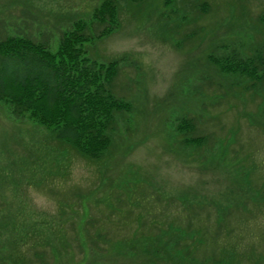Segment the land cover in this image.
Returning a JSON list of instances; mask_svg holds the SVG:
<instances>
[{
  "label": "rangeland",
  "instance_id": "1",
  "mask_svg": "<svg viewBox=\"0 0 264 264\" xmlns=\"http://www.w3.org/2000/svg\"><path fill=\"white\" fill-rule=\"evenodd\" d=\"M98 2L0 0V38L27 35L48 41L55 53L60 34L73 22L90 27ZM262 42L264 0H120L119 25L87 42L83 54L97 66L120 60L114 91L131 106L116 116L112 145L98 162L56 144L50 130L15 116L0 100V264H86L93 259L81 234L88 220L91 232L106 231L114 249L124 250L122 236L149 232L147 209H154V201L144 208L133 199L129 205L117 200L133 193L146 197L151 190L177 201L166 205L164 217L157 212L162 223L173 222L179 200L206 201L187 210L202 230L196 234L207 237L193 249L194 260L218 254L226 243L228 254H237L236 264H263L264 84L245 89L238 83L243 78L221 74L206 58L247 56ZM186 117L208 140L202 146L183 144L176 127ZM213 201L225 212L214 215ZM116 207L120 215L112 214ZM60 215L74 219V226L65 227L66 250L50 235ZM226 218L232 232L224 228L213 238L215 219ZM137 261L103 250L93 262Z\"/></svg>",
  "mask_w": 264,
  "mask_h": 264
},
{
  "label": "trees",
  "instance_id": "2",
  "mask_svg": "<svg viewBox=\"0 0 264 264\" xmlns=\"http://www.w3.org/2000/svg\"><path fill=\"white\" fill-rule=\"evenodd\" d=\"M125 1L140 4L145 0ZM164 2L169 4L171 0ZM202 6L204 11L206 4ZM119 9L120 0H99L97 6L92 9L90 27L81 19L73 22L72 27L60 34L55 53L49 50L48 41H37L27 35H5L0 38V100L8 104L15 116H27L34 123L50 130L56 144L67 146L79 156L92 162L103 160L107 155L114 138L116 116L131 108L130 104L118 97L114 91L115 79L120 71V60H111L97 66L96 62H90L83 56L87 42L106 36L119 25ZM206 58L221 74L243 78L245 83H238H243L245 89L264 84V42L247 56L232 53L230 56L216 58L208 54ZM176 131L181 135L183 144L188 146H202L208 141L203 132L199 134L196 132L198 128L193 118H182ZM239 189L245 194L243 186ZM151 192L153 193L146 197L141 195L135 198L137 195L133 193L126 197L119 196L117 200L129 205L133 199L138 204L142 203L144 208L152 199L154 201L152 205L151 203L148 205L154 209H147V219L152 225L149 232L134 235L133 238L122 236L119 245L124 247V250L114 249V244H111L113 242H110L106 231L91 232L88 229L91 220L83 225V233H81L83 240L93 254V259H89L86 264H99L93 261L95 254H100L103 250L136 257L140 260L137 261L138 264H167V260L174 264L237 263V254H228L229 250L224 247L226 244L224 242L218 254L206 256L202 260H194L196 257L193 249L198 244H204L207 237L196 234L195 231L202 232V230L195 227L193 218L188 219L192 213H187V210L191 206L199 209L206 201L200 198L197 204H190L192 200L189 201L190 203L179 200L180 203L176 204L175 209L173 207L175 212L173 222L164 219L162 223L157 218L159 217L157 212L164 217L167 211L166 205H174L177 201L173 196L167 197L162 193L154 195V191ZM106 199L112 201L114 197L111 199L110 196H106ZM213 202L209 207L212 206L216 211L214 215L218 213L217 211L225 212V207L218 204L220 201ZM157 206L160 208L155 209ZM117 210L119 207L113 208L112 214L120 215ZM60 218L50 235L66 250L68 234L65 227L68 222L74 226V219L70 216L64 219L61 215ZM109 219L110 215H107V220ZM197 221H200V217L196 218V224ZM181 222H184V225ZM230 222L228 218L221 222L215 219L216 229L213 230V238L219 237L224 228L231 230ZM99 223L98 220L95 228H98ZM98 232L100 233L97 234ZM230 232L226 235L229 236ZM90 233L92 238L84 239ZM53 248L58 253L57 258H62L60 248L54 247V244ZM236 249L237 247L235 252Z\"/></svg>",
  "mask_w": 264,
  "mask_h": 264
}]
</instances>
